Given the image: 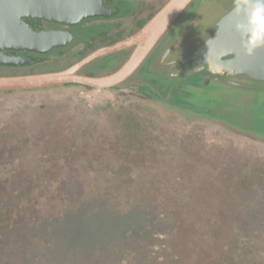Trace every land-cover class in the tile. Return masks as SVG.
Wrapping results in <instances>:
<instances>
[{
    "label": "rangeland",
    "instance_id": "obj_1",
    "mask_svg": "<svg viewBox=\"0 0 264 264\" xmlns=\"http://www.w3.org/2000/svg\"><path fill=\"white\" fill-rule=\"evenodd\" d=\"M117 1L120 2L124 18H129V14L137 9L141 12L138 16H144L143 21L147 19V22L152 17L148 8L155 4L157 9L168 0H142L147 4L144 10L141 9L142 4L136 1ZM221 2L222 0L192 1L163 38L167 41L171 35H187L181 43L183 47L173 55L186 56L188 50L184 52V47L193 49L204 43L205 37L202 35H207L211 24L224 12ZM125 21V30L129 24L136 23L132 15ZM78 30L74 29L75 32ZM117 30L115 26L114 38L119 37ZM85 34L79 38L82 42H89L92 34ZM127 53L124 50L105 57L103 70L118 67ZM154 56L151 52L118 89L65 84L31 92H0V136L11 134L17 141L26 135L34 140L44 139L46 125L54 119L58 121V118L64 122L52 129L54 134H58L53 136L59 141L58 144L62 143L61 139L66 144L71 138L79 140L81 131L91 132L88 133L87 144L84 142L78 150H73L74 154L70 157L76 161H67V158L59 154L58 148L45 145L44 148L49 149V153L53 155L52 160L47 159L46 162L49 170H65L68 167L86 171L89 166L84 163V159L89 156L85 154L88 149L95 152L90 156L91 160L96 157L92 166L94 170L102 171V174L104 171L117 173L116 179L107 184L108 189L97 192V186L104 187L103 184H106H100L99 178L98 183H93L94 188L90 183L84 185L88 194L83 195L82 200L78 199L80 196L75 199L67 198V194L63 196L54 206L55 215L62 218L59 223L55 222L52 224L54 228L51 226L44 233L41 232L39 237L33 238L25 246L27 252H6L2 256L4 261L0 264H17L27 257H30L28 264H75V260H72L75 256L82 259L80 264H113L120 257L133 262L140 259V253L146 251L140 242L159 235L163 230V223L150 214L151 210L159 216L167 208L173 215L172 218L171 215L167 218L173 228L182 219L187 220L190 226L197 221L198 215L194 211L186 210L181 214L178 208H168L184 203L173 193L188 196L187 203L194 204L193 206H201L203 203L206 205L212 200L210 193L214 186L223 185L221 174L227 168L231 173L236 171V175L241 169L245 170L247 162L251 166L264 167V82L253 83L252 89L245 91L202 82L219 92L227 99V103L222 107L210 108L207 116H185L156 101V96L162 95L165 78L160 66L154 63ZM75 57L55 56L53 51L43 61L32 65L0 66V76L60 71L69 67L67 64ZM102 60L95 61V65L104 61ZM147 90L152 91V97L141 94ZM191 91L186 88L184 94ZM125 112L138 117L149 133L141 152L131 154L115 150L116 145L118 146L116 141L123 145L121 138L131 141L120 128L126 119ZM54 114L57 118L52 117ZM240 132L244 135L239 134ZM41 150L45 153L43 148ZM17 154L16 151L8 154L6 163L10 164H0V169L14 170L13 160L17 158ZM31 155L28 157L33 158ZM182 158H186L185 163L181 161ZM56 184L53 185L55 188L60 187L58 182ZM259 188L255 198L259 205L256 219L261 224L259 233L264 236V185H259ZM214 203L218 204L215 199ZM146 204L152 209L148 210ZM197 230L199 236L204 232L200 226ZM23 242L21 240L19 243ZM175 245L174 239L167 243L164 262L157 264H187L188 257L184 252L179 254L181 248ZM149 250L151 253L160 252L156 245L150 246ZM85 252L93 253L94 260L86 259L88 256Z\"/></svg>",
    "mask_w": 264,
    "mask_h": 264
},
{
    "label": "trees",
    "instance_id": "obj_2",
    "mask_svg": "<svg viewBox=\"0 0 264 264\" xmlns=\"http://www.w3.org/2000/svg\"><path fill=\"white\" fill-rule=\"evenodd\" d=\"M133 1H136L138 4L141 3V9L143 10L147 7V4H144L142 0ZM161 5L162 4H160V6ZM160 6L156 9L157 6L154 4L148 8L152 16L160 9ZM140 14L141 12L136 9L130 16L132 15L133 19H135L134 17ZM91 21L92 20H86L85 22ZM142 23H144V21L140 23L143 26ZM62 24L63 23L48 22L44 23V26L52 28L60 27ZM77 24H72L71 26L68 24L71 30L69 32L73 35L72 40L68 44L54 47L45 53L28 50H11L8 51L9 54L20 55L29 61L22 65L0 64V66L32 65L43 61L46 56L53 53V51L55 56H67L69 58L76 56L71 61L80 59L83 55L95 49L96 44L95 39H93L95 38V34L92 32L91 28H89L90 31H85L82 27V25L85 26V24ZM75 27L79 29L78 32L74 31V29H76ZM89 32L92 34V36L89 37V42H82L83 40L79 37ZM102 39V41L106 40L104 38ZM82 86L92 88L86 85ZM37 90L25 91L31 92ZM0 92L12 93L17 91ZM125 114L126 119H124L120 128L125 135H128L127 139H131L130 142L134 143L130 144V142L123 137L121 138L122 140H120L123 145L116 141L118 146L116 145L115 150L118 153H120L121 150L127 151L128 153L131 152V154H134L135 151L141 152L144 149L146 140L149 138V133L138 117L128 112H125ZM52 117L57 118V115L54 114ZM63 123L64 122L60 118H58V121L54 119L52 123H48L46 125L47 130L45 131L44 139L38 138L34 140L26 135L17 141L11 134L6 133L1 134L2 137L0 136L1 165L10 164L6 163V157H8V154H11L12 151L18 152L17 158L13 160L14 170L6 171L0 169V263L4 261V259L2 260V256L6 252L12 254L24 251L27 252L25 246L33 238L39 237L41 232L44 233V230H48L55 222L59 223V220L62 218L60 219L58 215H55L56 207L54 206L63 196L67 194V198L71 197L72 199L80 196L78 199L82 200L83 195L86 193L88 194L87 188L84 187L87 183L92 184L93 187V183H98L99 178L101 179L99 182L100 184L106 182V184H103L105 188L103 186H97L96 190L99 192L100 189H108L107 186L109 183L116 179L115 175L117 176V173L104 171L102 174V171L93 169L92 166L95 163L96 157L91 160L90 156L91 153L94 155L95 152L88 151V149L85 154L89 156L84 159V163L89 166L86 171L76 168L70 169L68 167L65 170H49V164H46V162L47 159L52 160L53 155L49 153V149L47 150L44 148L45 145L58 148L59 154L67 158V161H76L70 157L73 150H78L84 142L87 144L89 139L88 133L91 134L89 131H81L82 133H80L79 140L71 138L66 144L65 141L59 138L62 143L58 144L59 141L53 137L58 134H54L52 129L58 128ZM77 128L78 127H76V129ZM61 133L60 131V134ZM104 136L105 135H103V137ZM96 140H99V138ZM41 148H43L45 153H42ZM29 155L33 158H29ZM195 155L198 154L195 153ZM185 159L186 158H182L181 161ZM245 165V170L241 169L236 175L234 174L236 171H232L231 173L228 168L226 171L222 172L221 183L223 185L214 186L210 193L212 202L210 201L206 205L203 203L201 206H193L194 204L187 203L189 202L186 200V198L189 199L188 196L185 197L184 194H177V192L173 193L177 199H180L184 203L179 205L175 204L168 208L170 210H176L178 208L181 214L186 210H190L189 212L194 211V213H196L195 215H198L195 224L190 226L187 220L183 221L182 219L174 224L173 228V224L167 221V218L171 215L167 208L159 215L160 218L151 210L150 214L163 223V230L161 233L146 239L144 242H140L141 245L146 248V251L140 253V259L128 262L126 258L120 257L113 264H157L158 262H162L164 260V254L168 250L167 243L173 239L174 242L176 241L175 246L181 248L178 251L179 254L184 252L186 257H188L187 264H264V236L259 233L261 224L260 221L256 219V212L259 210V205L255 200L258 190L260 189L259 185H264V167L259 168L257 166H251L248 162ZM56 182L60 184H58L60 187L55 188V186H53L57 185ZM214 199L218 204L215 205ZM146 206L148 210L152 209L150 205L146 204ZM172 216L173 215H171L170 218H172ZM199 226L201 228L203 227L204 230L200 236L197 234ZM174 234H176V237ZM21 240L24 241L22 244L19 243ZM186 240L187 243H185ZM152 245H156L160 252L151 253L149 247ZM85 253L88 256L86 259L94 260L92 259L94 256L93 253ZM65 258H67V256ZM72 260H75V264H80L79 261L82 262V259L79 257L76 258V256ZM96 260L99 261L98 258ZM29 261L30 257H27V259H23L22 262H17V264H28Z\"/></svg>",
    "mask_w": 264,
    "mask_h": 264
},
{
    "label": "water",
    "instance_id": "obj_3",
    "mask_svg": "<svg viewBox=\"0 0 264 264\" xmlns=\"http://www.w3.org/2000/svg\"><path fill=\"white\" fill-rule=\"evenodd\" d=\"M193 0H168L133 34L99 47L73 65L60 71L18 76H0V91L45 89L65 84H82L92 88L115 87L140 67L157 42ZM119 12L113 0H0V64L19 65L29 60L8 51L28 50L45 53L68 44L69 31L47 28L44 23L77 24L92 17H111ZM230 13V12H229ZM229 13L216 25V32L183 60L198 62L195 72H229L264 82V48L248 57L240 47L239 36L231 29ZM134 47L126 62L112 73L102 76L79 74L88 63L111 53Z\"/></svg>",
    "mask_w": 264,
    "mask_h": 264
},
{
    "label": "flooded vegetation",
    "instance_id": "obj_4",
    "mask_svg": "<svg viewBox=\"0 0 264 264\" xmlns=\"http://www.w3.org/2000/svg\"><path fill=\"white\" fill-rule=\"evenodd\" d=\"M113 1L119 5V12L115 16L92 17V18H88L80 22V24L81 23L85 24V26L82 25L85 31L86 30L90 31L89 28H91L92 32L95 34L94 35L95 38L93 39H95L96 47L92 51L88 52L86 55L98 49L99 47L106 46L118 40H121L133 34L134 32H136L138 29L142 27L140 23L141 21H143L144 16H136L134 17L136 20V23L131 24V25L129 24L130 26L128 25L127 26L128 29L125 30L126 29L125 20L130 19L131 13L129 14V18H124L121 13L122 9H121L120 2L117 0H113ZM231 2L232 0H222L221 3H223V5L221 8L224 10V12L221 14L218 20H216L215 22L211 24L210 28L208 29L207 35L206 34L205 36L204 34L202 35L203 38L205 37L204 43L210 38V36H212L216 32L217 23L230 12ZM197 5H199V3ZM86 20H92V21L85 22ZM146 20H144V23L146 22ZM80 24L78 23L77 25H80ZM113 24L118 29L117 30L119 34L118 38H114L113 36V29L115 28V26H112ZM70 26L68 24L63 23L60 27H52V28L65 30V31H71L69 29ZM165 34L157 42V44L154 46V48L151 51L152 54L153 53L155 54V56L153 57L155 60L154 63L160 66L161 71L163 73V77L165 78L162 95L156 96V101H159L164 105H168L172 109L177 110L179 113L185 116H192V117L193 116L201 117L202 115L207 116L206 115L208 114L207 112H209L211 109L217 106L222 107L226 105L227 99L221 96L219 92L212 90L208 86H205L204 83L202 84V82L207 81L208 83H211V84H217V85L220 84L221 86H224V87L235 88V89L242 90V91L252 89V87L254 86L253 83L262 82V81L251 79L247 76L234 75L229 72L214 73L208 70L195 72L194 69L196 67H199L200 64L196 62L190 65H186L183 63V60L189 57L192 54V51L197 49L199 46L193 49L192 48L186 49L184 47V52L185 50L186 51L188 50V53L186 54V56H175L173 54L175 53V51H179V49L183 47L181 43L187 37V35L185 34L171 35V37L167 41H164L165 39L163 40V38L165 37ZM188 37L190 36L188 35ZM102 38L106 40L102 41L103 40ZM124 50H127L128 52L127 56L125 57V60H123L118 67L113 68L111 70H107V71L103 70L104 68L103 66L105 65L104 63H106L105 62L106 60L104 59L105 57L109 55H114L115 53H118ZM124 50H120V51L102 56L88 63L87 65H85L82 69L78 71V73L84 74V75H90V76H102V75L112 73L113 71L117 70L119 67H121L126 62V60L130 57L131 53L133 52L134 47L127 48ZM151 52L149 53V55H151ZM86 55H83L80 59H76L75 61L69 62L67 66H71L72 64L78 62L79 60L84 58ZM99 59H103L104 61L102 60L103 62H101L98 65H95L96 63L95 61H98ZM121 84L115 87H112V89H118ZM186 88H190L192 90L191 93L184 94V90ZM151 92L152 91L147 90L146 92H143L141 94L152 97L153 95L151 94ZM239 134L244 135L241 132Z\"/></svg>",
    "mask_w": 264,
    "mask_h": 264
},
{
    "label": "clouds",
    "instance_id": "obj_5",
    "mask_svg": "<svg viewBox=\"0 0 264 264\" xmlns=\"http://www.w3.org/2000/svg\"><path fill=\"white\" fill-rule=\"evenodd\" d=\"M229 15L244 55L251 57L264 48V0H232Z\"/></svg>",
    "mask_w": 264,
    "mask_h": 264
}]
</instances>
